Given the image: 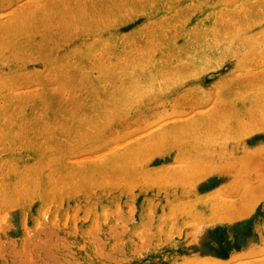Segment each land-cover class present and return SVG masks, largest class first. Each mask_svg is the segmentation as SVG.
Here are the masks:
<instances>
[{
  "label": "rangeland",
  "instance_id": "1",
  "mask_svg": "<svg viewBox=\"0 0 264 264\" xmlns=\"http://www.w3.org/2000/svg\"><path fill=\"white\" fill-rule=\"evenodd\" d=\"M0 264H264V0H0Z\"/></svg>",
  "mask_w": 264,
  "mask_h": 264
}]
</instances>
